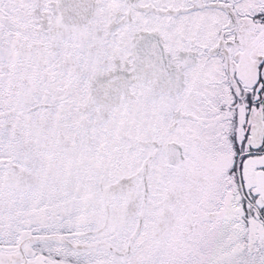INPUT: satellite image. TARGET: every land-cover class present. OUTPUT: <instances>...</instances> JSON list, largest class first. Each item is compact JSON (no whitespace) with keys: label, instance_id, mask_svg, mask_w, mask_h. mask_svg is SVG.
Returning <instances> with one entry per match:
<instances>
[{"label":"snow or ice","instance_id":"snow-or-ice-1","mask_svg":"<svg viewBox=\"0 0 264 264\" xmlns=\"http://www.w3.org/2000/svg\"><path fill=\"white\" fill-rule=\"evenodd\" d=\"M0 264H264V0H0Z\"/></svg>","mask_w":264,"mask_h":264}]
</instances>
